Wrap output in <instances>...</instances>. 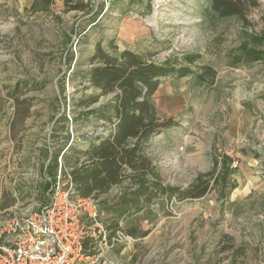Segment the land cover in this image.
Wrapping results in <instances>:
<instances>
[{
	"label": "rangeland",
	"instance_id": "1",
	"mask_svg": "<svg viewBox=\"0 0 264 264\" xmlns=\"http://www.w3.org/2000/svg\"><path fill=\"white\" fill-rule=\"evenodd\" d=\"M258 1L243 18L215 13L211 0H0V223L43 210L50 180L66 181L91 140L110 131L90 111L112 95L78 104L95 93L88 72L101 43L216 77L162 81L154 113L173 125L144 146L157 177L126 170L97 199L99 222L126 239L88 264H264ZM204 181V197L181 198Z\"/></svg>",
	"mask_w": 264,
	"mask_h": 264
},
{
	"label": "trees",
	"instance_id": "2",
	"mask_svg": "<svg viewBox=\"0 0 264 264\" xmlns=\"http://www.w3.org/2000/svg\"><path fill=\"white\" fill-rule=\"evenodd\" d=\"M259 6L258 0H211V9L223 17L245 18ZM91 64L94 66L88 72V89L95 93L85 94L78 104L90 108L112 95L106 104L90 111L101 114L98 116L109 124L110 131L91 140L83 152L86 159L73 166L69 174L79 195L98 199L123 181L126 170L157 177L156 169L144 154V146L154 133L173 125L172 119L161 120L154 113L152 97L162 81L187 76L205 80L207 75L214 80L216 72L211 68L199 73L190 67L156 64L128 50L109 53L101 43L96 45ZM208 190V181L198 182L185 190L181 198H202Z\"/></svg>",
	"mask_w": 264,
	"mask_h": 264
},
{
	"label": "built area",
	"instance_id": "3",
	"mask_svg": "<svg viewBox=\"0 0 264 264\" xmlns=\"http://www.w3.org/2000/svg\"><path fill=\"white\" fill-rule=\"evenodd\" d=\"M61 178L50 180L43 210L0 223V264L94 263L126 239L121 230L99 222L97 199L79 195L70 174Z\"/></svg>",
	"mask_w": 264,
	"mask_h": 264
}]
</instances>
